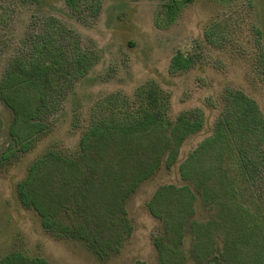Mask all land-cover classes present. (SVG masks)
<instances>
[{"label": "rangeland", "instance_id": "obj_1", "mask_svg": "<svg viewBox=\"0 0 264 264\" xmlns=\"http://www.w3.org/2000/svg\"><path fill=\"white\" fill-rule=\"evenodd\" d=\"M170 1L78 0L77 8H72L68 0H0V83L11 61L30 54L35 36L45 29L55 35L58 45L67 46L68 53L72 46H79L94 58L85 76L66 81L60 100L56 94V104L43 120L45 129L31 138L26 151L22 146L27 139L13 141V112L0 96V261L21 251L51 264H162L154 240L163 234L164 222L148 207L157 189L164 184H191L182 178L181 163L213 135L230 90H241L254 99L264 117V0H193L181 4L169 22L165 5ZM50 18H56L57 23ZM178 53L193 57V64L172 72V60ZM151 84L166 98L172 119L200 109L204 126L182 141L171 167L166 166L171 151L167 149L157 172L127 199L132 233L118 253L102 259L83 240L48 231L39 212L22 204L17 185L47 151L69 156L79 150L97 102L110 94L133 99L138 88ZM259 138L245 142L247 159L263 162L254 180L246 181L232 159L226 158L222 167H230L231 178L237 172V202L261 217L264 138L261 142ZM224 200L221 194L215 203L204 206L199 195L193 218L219 219ZM184 243H191L189 231ZM252 249H257L255 242ZM186 259V264H196L190 255Z\"/></svg>", "mask_w": 264, "mask_h": 264}, {"label": "trees", "instance_id": "obj_2", "mask_svg": "<svg viewBox=\"0 0 264 264\" xmlns=\"http://www.w3.org/2000/svg\"><path fill=\"white\" fill-rule=\"evenodd\" d=\"M192 1L167 3V21L174 20L181 4ZM68 2L77 8L78 0ZM50 20L57 23L56 18ZM49 31L35 36L30 54L11 61L0 83V96L14 116L10 128L13 141L27 139L22 151L45 129V115L56 104V94L59 100L64 94L66 81L85 76L94 63L93 56L79 46H72L68 53L67 46L58 45ZM193 60L178 53L171 71L189 69ZM226 99L213 135L181 163L182 178L191 184H164L148 203L151 213L164 222L163 234L154 240L162 264H186L188 255L196 264H264V216L237 202V172L231 178L230 167H222L226 158L232 159L246 181L261 173L263 162L247 159L245 142L257 135L263 140L264 117L257 102L241 90H230ZM203 117L196 109L172 119L166 98L154 84L138 88L133 99L110 94L92 109L79 150L69 156L49 150L37 159L17 185L19 199L39 212L48 231L81 239L106 259L118 253L132 233L127 199L157 172L167 149L171 151L166 166L176 162L182 141L203 128ZM221 194L226 200L219 219L193 218L199 195L204 206H209ZM187 231L191 233L189 246L184 243ZM0 264L51 263L16 251Z\"/></svg>", "mask_w": 264, "mask_h": 264}]
</instances>
